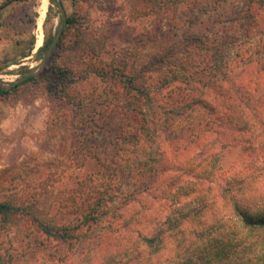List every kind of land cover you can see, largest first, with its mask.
<instances>
[{
  "label": "rangeland",
  "instance_id": "374dc122",
  "mask_svg": "<svg viewBox=\"0 0 264 264\" xmlns=\"http://www.w3.org/2000/svg\"><path fill=\"white\" fill-rule=\"evenodd\" d=\"M42 1L0 0V78L5 81H15L37 68L45 55H39L38 51L61 28V13L48 0L43 42L38 47V8ZM60 1L67 19L71 16L78 19L76 32L82 27L87 33L90 48L87 54L79 53V49L58 52L36 76V81L0 97V201L24 208L19 214L0 216L1 262L107 264L109 260L117 262L128 246L143 253L128 264H168L175 258L179 242L195 238L193 230L201 231L203 227L185 225L184 234L180 233L175 241L166 240L165 249L154 256L143 247L140 234L150 236L155 230H163L161 223L168 215L178 217L186 203L198 205V194L184 197L181 203L170 201L168 207L167 201L160 197L150 210L126 227V222L116 217L127 208L121 193L133 191L137 181L111 179L106 185L104 178L103 187L102 180L98 183L97 174L106 170L102 164L107 163L106 148L116 139L115 133H122L126 126L122 115L126 100L120 90L119 71L127 66L134 69V74L139 69L146 71L157 61L155 55L166 48L184 45L185 39L192 35L206 34L212 41L217 33L219 37H231L218 56L204 48H187L162 71L154 65L152 68L157 72H145L146 85L155 98L150 108L154 116L161 113L162 107L170 108L179 95L194 85L188 80L191 78L207 86L204 94L192 96L207 102L215 112L214 117L225 114L237 88L221 83L213 70L229 72L232 65L239 64L247 69V76L264 80V9L258 11L261 15L255 26L252 21L239 19L238 12L245 0H180L167 5H153L146 0ZM247 23L252 27L245 26ZM64 67L73 70L70 76L73 82L67 88L59 77ZM172 72L177 73L179 80L167 85L165 80L172 78ZM131 102L129 109L137 106L135 99ZM90 118L100 120L98 128L86 121ZM160 130L155 149L161 161L157 165L172 166L165 180L186 162L206 163V159L212 161L217 175L249 174L254 160L263 156L261 151L253 152L248 137L239 135L234 128L219 139L213 133L217 131L215 127L200 133L198 139L185 137L187 133L176 139L169 129L160 127ZM90 131L98 133L95 140L86 137ZM258 132H263L260 140H264V124L258 126ZM254 142L253 146H258V139ZM92 144L100 156L96 166L89 158ZM90 176L95 178L93 182ZM105 187L113 195L109 207L103 209L106 215L96 224L83 225L88 205L96 201L95 193ZM164 187L163 182L161 188ZM216 210L213 207L207 212V221L218 220ZM37 219L57 227L77 224L82 227L76 239L61 242L46 235ZM122 244L125 248L119 251L117 246ZM123 262L126 264V260Z\"/></svg>",
  "mask_w": 264,
  "mask_h": 264
},
{
  "label": "trees",
  "instance_id": "16d2710c",
  "mask_svg": "<svg viewBox=\"0 0 264 264\" xmlns=\"http://www.w3.org/2000/svg\"><path fill=\"white\" fill-rule=\"evenodd\" d=\"M50 1L56 5L54 0ZM146 1L153 5H167L180 0ZM263 9L264 0H245L238 12L239 19L246 22L252 21L251 23L256 26L258 17L261 15H258V11L260 13V10ZM77 24L78 19L75 16L68 17L65 30L49 62L62 50L72 52L79 49V53L87 54L90 48L86 42L88 35L82 27L76 32ZM245 26L252 27L248 23ZM54 36L46 39L44 46L38 51L39 55L47 52ZM205 36H189L185 39L184 45L171 46L172 48H166L164 52L158 53L155 55L157 61H153L152 66H148L151 62L147 64V73L158 71L152 68L154 65L159 67V72L162 71L174 60H177V56L187 48L190 50L200 48L203 50L204 48L206 52H212L213 56H218L223 51L222 45L227 44L228 39L231 38L225 35L219 37L217 33V38L212 41L206 34ZM32 47L33 43L30 48ZM209 63L212 64V62ZM198 66L200 68V64ZM228 68L229 66L225 69ZM216 69L213 71L217 73L221 83L234 85L237 88V93L233 94L228 101L227 113L216 117H214V110L207 102L192 96L200 92L204 94L207 88L201 82L194 81L195 79H188L195 82L194 85L189 86L186 93L179 95L178 100L174 101L170 108L162 107L161 113L154 116L150 113V108L155 102V98L151 96L146 85L145 69H139L138 74H134V69L127 66L118 74L121 81L120 90L126 100L123 107L124 114H122L126 126L122 133L118 135L115 133L116 139L110 142L106 148L108 150L105 159L107 163H102L106 166H104L106 170L105 173L97 172L98 183L102 180L101 187H103L105 185L104 178L107 180L106 185L111 179L137 181L135 187L133 186V191L121 193L127 208L119 212L116 217L118 220L123 219L126 222V227L131 225L138 216H142L150 210L152 203H155L160 197L167 201L165 206L168 207L170 201L171 203L175 201L181 203L180 201L184 197H189L192 193L198 194V198H196L198 205L190 206L189 203H186L183 212L178 217L173 218L168 215L166 220L161 223L164 227L163 230H155L150 236L140 234L139 240L143 247L147 248V251L150 250L149 254L154 256L165 249L166 240L175 241L180 233L183 235L185 225L198 224L203 227L201 231L193 230L195 238L191 237L187 241L182 239L179 242L175 258L172 261L169 260L168 264H264V140H260L263 132L260 134L258 132V126L261 127L264 124V80L247 76V69L240 67L239 64L232 65L229 72ZM62 71L59 77L65 85L64 88H67L73 82L70 79L73 70L64 67ZM172 73V78L165 80L167 85L179 80L177 73ZM37 79V77L30 78L15 87L0 84V97H5L20 86ZM131 99H135L137 105L133 109L127 107L132 103ZM86 121L93 124L95 128L99 127V119L96 121V119L90 118ZM160 127L169 129L176 139H179L184 133H187L185 137L189 135L190 138L198 139L200 133H206L213 127L217 129L213 133L219 139L226 131L234 128L239 135L248 137L247 142L253 152L261 151L263 156L254 160L249 174L239 172L231 176L217 175V170L211 165L212 161L206 159V163L186 162L183 168L165 180L164 177L172 166L163 165L160 167L157 165L161 161L160 158H157V149H155L158 143L156 136L161 134ZM205 128L209 130L203 131ZM88 135L86 137H89L90 141L95 140L96 136L98 137V133L91 131ZM256 139H258V146H253ZM83 144L85 145V143ZM93 145L89 148V158L96 166L100 156L95 148L96 145ZM212 158H217V155L214 153ZM90 177L89 180L93 182L95 178ZM163 182L165 187L162 189ZM105 190L95 193L96 201L88 205L89 210L84 216L83 225L96 224L106 215L107 211L103 209L109 207L108 201L113 199V195L110 194V189L105 187ZM179 207L181 210L182 205L180 204ZM213 207H217L218 220H210L213 222L211 223L207 221V212ZM23 210L24 208L18 204L0 201V216L4 218L19 214ZM37 222L46 235L61 242L76 239L78 237L76 233L82 227L81 224L73 227H57L38 219ZM117 248L121 251L125 247L122 244ZM110 253L113 251L110 250ZM142 254V250L138 248L133 250L127 246L117 262L109 260L107 264H124L125 260L126 264L132 263ZM0 264H3L1 259Z\"/></svg>",
  "mask_w": 264,
  "mask_h": 264
},
{
  "label": "water",
  "instance_id": "95a60500",
  "mask_svg": "<svg viewBox=\"0 0 264 264\" xmlns=\"http://www.w3.org/2000/svg\"><path fill=\"white\" fill-rule=\"evenodd\" d=\"M54 1H55L56 5H57V7L61 13L62 25H61V28H60L58 34L54 37L51 46L49 47V49L45 53L43 60L40 62L39 66L37 68L30 70L26 75L16 79L15 81H5V80L0 78V84H2L4 86H10V87L18 86L30 78L36 77L46 67L54 49L56 48V46H57V44H58V42H59V40H60V38L64 32V29L66 27V22H67V14H66V11H65V8H64L62 2L60 0H54Z\"/></svg>",
  "mask_w": 264,
  "mask_h": 264
},
{
  "label": "bare ground",
  "instance_id": "6f19581e",
  "mask_svg": "<svg viewBox=\"0 0 264 264\" xmlns=\"http://www.w3.org/2000/svg\"><path fill=\"white\" fill-rule=\"evenodd\" d=\"M42 6L38 8V12H39V18L37 20V44L38 47H40L42 45L43 42V33H42V28H43V22H44V18L46 16L47 13V8H48V0H43L42 1Z\"/></svg>",
  "mask_w": 264,
  "mask_h": 264
}]
</instances>
